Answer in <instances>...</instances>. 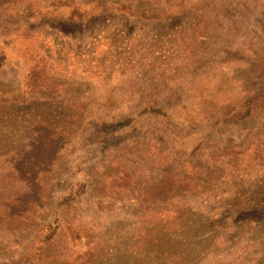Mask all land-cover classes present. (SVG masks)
Returning <instances> with one entry per match:
<instances>
[{
  "label": "rangeland",
  "instance_id": "rangeland-1",
  "mask_svg": "<svg viewBox=\"0 0 264 264\" xmlns=\"http://www.w3.org/2000/svg\"><path fill=\"white\" fill-rule=\"evenodd\" d=\"M0 264H264V0H0Z\"/></svg>",
  "mask_w": 264,
  "mask_h": 264
},
{
  "label": "trees",
  "instance_id": "trees-1",
  "mask_svg": "<svg viewBox=\"0 0 264 264\" xmlns=\"http://www.w3.org/2000/svg\"><path fill=\"white\" fill-rule=\"evenodd\" d=\"M125 124H119V126H123ZM59 224H57L56 228L54 229V232L49 236L48 240L46 242H42V245L37 249L38 253H32L31 254V260L35 262V260H39L38 258L45 252V246L47 245V242L53 241V238L55 237V233L59 230Z\"/></svg>",
  "mask_w": 264,
  "mask_h": 264
}]
</instances>
